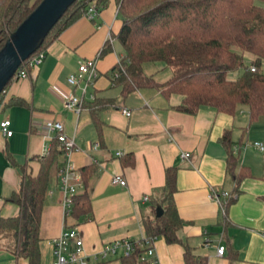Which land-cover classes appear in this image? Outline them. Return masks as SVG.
<instances>
[{
	"label": "crops",
	"instance_id": "1",
	"mask_svg": "<svg viewBox=\"0 0 264 264\" xmlns=\"http://www.w3.org/2000/svg\"><path fill=\"white\" fill-rule=\"evenodd\" d=\"M121 19L116 0H108L94 19L81 14L46 47L39 66L7 86L0 122L9 120L12 134L4 136L0 130V217L18 214V205L7 198L18 189L24 174L38 173L37 158L54 137L46 123L60 121L63 133L74 139L71 159L74 174L81 177L77 194L88 193L91 213L79 219L65 216L58 172L40 216V264H53V240L67 226L80 232L90 264H121V253L98 261L92 256L115 240L137 241L145 236L142 218L150 214L151 201L162 196L168 168L176 169L173 199L184 221L178 232L182 243L169 244L156 237V264H186L185 244L195 256L205 258V264H264V150L252 145L255 141L264 145V116L250 122L244 107L234 114L208 106L195 114L183 113L176 109L181 95L167 97L153 88H140L123 97L109 76L123 55L121 47L115 48V40L112 51L96 59L98 76L85 94L68 84L67 77L79 62L96 58L108 36L118 32ZM143 71L158 83L171 77L161 63H145ZM70 94L83 99L79 114L63 105ZM14 99L22 103L8 104ZM94 99L114 102L99 112V129L87 107ZM121 108L131 110L130 116L123 115ZM228 130L240 164L250 176L241 181L224 210L210 192L235 190L220 143ZM183 152L188 154L186 159L181 157ZM62 164L63 158L60 169ZM114 174L124 178L126 185L112 184ZM219 245L225 246L223 256L217 255ZM0 264H28V260L0 246Z\"/></svg>",
	"mask_w": 264,
	"mask_h": 264
},
{
	"label": "trees",
	"instance_id": "2",
	"mask_svg": "<svg viewBox=\"0 0 264 264\" xmlns=\"http://www.w3.org/2000/svg\"><path fill=\"white\" fill-rule=\"evenodd\" d=\"M40 1L0 0V49ZM93 2L100 9L108 0ZM116 3L122 22L112 39L119 43L123 55L109 76L123 97L140 88H153L167 97L181 95L182 101L176 109L183 113L195 114L208 106L234 114L244 107L250 122L264 116V0H116ZM90 4L89 0H76L32 55L44 52ZM112 49V43L107 41L98 57ZM244 53L253 56L249 66L245 64ZM145 63H161L171 71V77L164 83L156 82L144 73ZM250 66L255 70L250 71ZM9 83L0 94V103ZM15 103L22 101L8 102ZM110 106H114L113 101L99 99L87 105L96 128H100L99 112ZM220 143L226 150L227 174L235 182L234 193H228L221 202L225 210L238 193L241 181L250 173L240 164L230 130L224 132ZM63 154L58 138H52L48 150L37 158L38 173L24 174L18 189L7 198L18 205V214L0 217V246L16 257L26 258L28 264H40V216L49 187L58 181ZM175 177V168L165 170L162 196L151 201L150 214L142 218L145 235L163 237L169 244L182 243L178 232L184 225L173 199ZM157 207L162 208L161 215L156 214ZM90 213L88 193L76 194L68 216L79 219ZM184 248L186 264L206 263L205 258L195 256L186 244ZM140 253L136 248L121 256V264H152L140 261Z\"/></svg>",
	"mask_w": 264,
	"mask_h": 264
},
{
	"label": "built area",
	"instance_id": "3",
	"mask_svg": "<svg viewBox=\"0 0 264 264\" xmlns=\"http://www.w3.org/2000/svg\"><path fill=\"white\" fill-rule=\"evenodd\" d=\"M84 14L89 19H94L98 14V8L96 5L90 4ZM107 41L113 42L111 36H108ZM44 52H39L35 55H31L26 59L21 66L17 69L11 80H19L28 76V70L39 66L44 59ZM86 59L79 62L77 69L70 73L67 77V82L72 87H79L82 94H85L88 87L94 84L95 79L98 76L96 59ZM250 71H254L255 67L250 66ZM115 77L117 74L114 75ZM93 98V97H92ZM83 99L70 94L63 102L66 109L79 114L82 109ZM120 112L125 116H130L131 110L127 108H121ZM9 120H3L0 122V130L4 136H11L12 131L9 129ZM46 130L54 133V137H57L64 149L63 164L59 171V190L62 194V206L64 208L65 216L71 214L73 206V197L77 194V188L81 183V177L78 172L74 174L75 166L71 159L72 152L75 150V142L73 138L67 137L63 133V125L60 121H50L46 123ZM53 137V138H54ZM252 145L258 148L260 151L264 150V145L261 142L255 141ZM46 151L48 148L46 147ZM117 156L121 153L117 152ZM186 152L181 153L182 158H187ZM112 184H118L121 186L126 185V181L118 174H114L111 177ZM211 197L219 204L222 202V198L228 196V192H219L215 189L211 190ZM146 201L148 196H144ZM156 236H147L137 241H132L127 238L115 240L106 244L96 255L92 256L94 261L106 260L111 255L121 253L123 256L128 255L136 250H141L139 255L140 261H149L152 264H156L154 241ZM53 264H90L88 257L84 252L83 239L80 232L76 227H65L61 234L53 240ZM217 255L223 256L225 252V246L219 245L217 247Z\"/></svg>",
	"mask_w": 264,
	"mask_h": 264
},
{
	"label": "water",
	"instance_id": "4",
	"mask_svg": "<svg viewBox=\"0 0 264 264\" xmlns=\"http://www.w3.org/2000/svg\"><path fill=\"white\" fill-rule=\"evenodd\" d=\"M76 0H41L0 49V94L21 64L40 48L50 29ZM156 214H162L157 207Z\"/></svg>",
	"mask_w": 264,
	"mask_h": 264
},
{
	"label": "rangeland",
	"instance_id": "5",
	"mask_svg": "<svg viewBox=\"0 0 264 264\" xmlns=\"http://www.w3.org/2000/svg\"><path fill=\"white\" fill-rule=\"evenodd\" d=\"M115 48L120 50V45H119L118 42L115 43ZM244 59H245V64L247 66H249L251 64L253 56L251 54H249V53H244ZM262 69L264 70V62H263V65H262Z\"/></svg>",
	"mask_w": 264,
	"mask_h": 264
}]
</instances>
